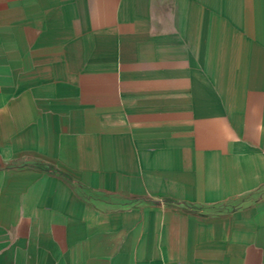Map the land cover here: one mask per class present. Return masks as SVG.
Returning <instances> with one entry per match:
<instances>
[{
  "label": "crops",
  "instance_id": "0c3cea01",
  "mask_svg": "<svg viewBox=\"0 0 264 264\" xmlns=\"http://www.w3.org/2000/svg\"><path fill=\"white\" fill-rule=\"evenodd\" d=\"M0 264H264V0H0Z\"/></svg>",
  "mask_w": 264,
  "mask_h": 264
}]
</instances>
